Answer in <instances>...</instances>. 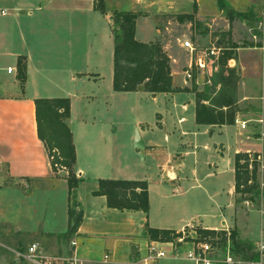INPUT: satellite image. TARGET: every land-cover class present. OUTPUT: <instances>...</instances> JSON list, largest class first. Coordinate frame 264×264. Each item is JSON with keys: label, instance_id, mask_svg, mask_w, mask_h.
<instances>
[{"label": "crops", "instance_id": "1", "mask_svg": "<svg viewBox=\"0 0 264 264\" xmlns=\"http://www.w3.org/2000/svg\"><path fill=\"white\" fill-rule=\"evenodd\" d=\"M109 1L102 0L101 12L94 9L92 0H0V162L6 178L0 188V238L10 242L41 236L55 241L66 233V182L50 171L36 137L33 106L34 99L66 98L74 150L72 171L77 180L73 200L81 221L63 241L70 256L83 264H132L149 242L142 235L144 227L175 232L187 225L204 230L229 228L230 214L236 213L234 156L257 155L264 174V47L237 49L236 62H231L243 93L235 101L234 124L196 125L191 92L112 91L111 11L133 9H111ZM112 2L120 4L121 0ZM238 2L264 16V0ZM146 36L148 31L140 33L135 22L134 39L148 43ZM243 51H257L260 58L244 62ZM18 58L25 64L23 85L15 77ZM173 74L179 73L170 72L171 87L184 89L173 85ZM92 85L97 94L87 92ZM117 96L153 106L149 121L141 118L136 105L135 135L131 138V133L123 145L115 142L112 121V101ZM97 98L103 104L101 113L96 109L91 118L79 114L83 105ZM160 99L161 107L152 103ZM244 101L256 109H238ZM249 113L254 117L241 118ZM236 119L246 122V127L241 129ZM155 133H161L162 144L148 141ZM147 138L146 145L137 146ZM119 147L125 151L117 152ZM98 180L144 181L146 215L107 208L103 196L91 195ZM263 188L264 182L261 196L247 202L252 208L246 211L243 230L255 246L264 245ZM255 212L260 215L257 241L250 226V214ZM156 264L193 263L166 258Z\"/></svg>", "mask_w": 264, "mask_h": 264}, {"label": "trees", "instance_id": "2", "mask_svg": "<svg viewBox=\"0 0 264 264\" xmlns=\"http://www.w3.org/2000/svg\"><path fill=\"white\" fill-rule=\"evenodd\" d=\"M92 3L94 9L104 12L102 0H92ZM217 3L221 10H225V17L230 28L236 19L249 21L256 18L251 10L238 11L227 8L224 0H217ZM137 16V12L130 10L111 11L110 18L113 22L112 91L135 92L142 90L150 94L191 92L194 94V123L196 125H233L237 110L230 91H235L233 81L236 83L238 76L235 69L227 68L226 63L227 60H232L234 55L228 54L224 63L221 64L222 75L219 80L224 91L216 98L208 99L206 97L207 89L199 93L187 89H174L171 87L168 58L161 47L154 43H141L134 39ZM183 19L190 21L192 16L186 14L179 16V21ZM263 47L264 45L261 43H246L241 48ZM230 48L235 51L240 47L232 44ZM15 77L18 83L23 85L25 80L23 58H18L16 61ZM218 83H212L211 89ZM203 103H207V105ZM33 106L36 137L46 153L50 171L52 175L63 178L67 186V230L64 235L60 236L64 240L76 231L81 221V212L74 210L76 203L73 200V189L77 180L72 171L74 150L67 126L69 101L66 98L34 99ZM56 167L64 169L66 174H57ZM259 167L257 155L236 154L234 156L235 205L253 202L261 196L258 182ZM91 195L103 196L106 207L110 209L139 211L144 215L148 210L146 183L144 181L98 180L97 189ZM195 231L200 239L203 238L212 245L221 247L226 243V234L223 231L216 232L197 227ZM142 235L149 241L155 242H169L177 236L176 232L172 230H158L148 227L143 228ZM228 239L231 251L235 255H239L243 261L256 260L257 254L253 252L252 243L237 239L236 230L230 231Z\"/></svg>", "mask_w": 264, "mask_h": 264}, {"label": "rangeland", "instance_id": "3", "mask_svg": "<svg viewBox=\"0 0 264 264\" xmlns=\"http://www.w3.org/2000/svg\"><path fill=\"white\" fill-rule=\"evenodd\" d=\"M112 1L114 0L107 3L108 8H130L133 9L134 12H137L138 16L135 22L137 23V28L140 33L148 31V36L145 37L146 40L149 41L148 43L159 45L168 58L169 71L172 73H179L173 74V85H181V88L197 93L207 89L206 97H208V99H214L224 91L219 77L222 75L221 64L224 63L228 54L234 56L232 60H227V68L235 69V66H233L231 62H236L238 55L237 50H231L230 47L232 44L240 47L238 49H241L246 43H261L264 45V16L256 15L251 6L240 4L238 2L239 0L224 1L227 8H232L234 10L243 9L244 11L251 10L254 12L256 18L249 21L236 19L233 21L231 28L225 17V10L219 8L217 0H121L120 4H114ZM183 14L191 15L192 19L190 21H186V19L179 21V16ZM184 41L190 43L194 49L193 52L189 53L186 49L182 48L181 44ZM209 49H214L216 52V56L205 54L207 56L206 64L207 62H211V64H207L208 69L211 70L210 73L199 70L192 65L196 57L202 56V53H208ZM240 55L244 62L249 63L256 61V59L259 60L260 58L257 51H243ZM189 64L192 65L190 70L191 78L181 84V75L183 76L181 72L187 70ZM238 80L239 77H237V81ZM237 81L236 83L233 81V84H235V91H230V93L235 101H240V97L243 93L239 91ZM214 82L219 83L215 84V87L211 89L212 83ZM87 92L89 94H94L96 92L97 94V88L93 85L88 86ZM118 97L120 96L113 98L112 101V121L116 128L115 142L118 145H123V142L125 144L126 139L131 133V138L135 135V133H133L134 125L132 123V118L136 115L137 108L141 118L149 119L150 121L153 106H151L152 104L150 102H141V100L137 98L122 99ZM152 103L161 107L159 104L161 103V99L160 102L158 100V102L155 101ZM203 104L207 105V103ZM252 107L255 108L250 102L244 101L240 102L237 108L246 112ZM96 109L100 113L104 110L103 104L98 98L93 99L87 106L83 105L81 111L79 109H77V111L79 110V114H82L83 117L86 116L87 118H91L94 116ZM252 117H254V115L251 113L241 115L242 119ZM106 118L107 117H105V119ZM147 140L148 138L142 140L137 146L144 143L146 145ZM148 141L158 145L162 144L161 133L153 134V137H149ZM125 148H127L126 145ZM122 151H125V149L119 147V150H117V152ZM155 158L161 159L159 156ZM258 182L261 190V184L264 182V174L261 173L260 167L258 169ZM151 188L153 191L157 189L154 185L151 186ZM236 197L239 198V196ZM251 208V203H239L236 205V213L233 212L230 214L231 223L229 231L233 229L236 230L237 239L241 241H249L245 238L243 230L245 229L246 211ZM259 217L260 215L257 212L250 214V226L252 228L254 241L259 239ZM174 240L175 239L171 241ZM5 241L6 240L0 238V264H65V260L70 256L68 245H65L66 242L63 240L53 241L46 237L37 236L14 238L12 241L9 240L10 242ZM31 243H36L38 246L35 258L27 259L17 258L15 256V252L21 254L25 253L27 246ZM252 245L254 248L253 252H255L256 246L254 243H252ZM218 247L220 249L219 253H223L224 250H222L220 246ZM229 248L231 251L230 244ZM231 253L234 254L232 251ZM236 256L241 259L239 255Z\"/></svg>", "mask_w": 264, "mask_h": 264}, {"label": "built area", "instance_id": "4", "mask_svg": "<svg viewBox=\"0 0 264 264\" xmlns=\"http://www.w3.org/2000/svg\"><path fill=\"white\" fill-rule=\"evenodd\" d=\"M0 14H3V11L0 10ZM182 48L186 49L189 53L193 52V48L188 41H184L181 44ZM216 56V52L214 49H209L208 53H202V56L196 57L193 61L192 65L199 69L204 70L205 72L210 73V69H208L207 64H211V62H207L206 64V55ZM191 64L187 66V70L183 72V83L187 80H190L191 74L190 70L192 67ZM10 72L9 69L6 71ZM236 124H239L241 129L246 127V122L239 121L236 119ZM57 174H66L64 169L56 167ZM78 176V175H77ZM76 177V174H75ZM6 183V178L4 176V168L0 162V188L4 186ZM77 211V208H74ZM194 226L187 225L186 227L176 231V238L174 241L169 242H155L149 241L145 244L144 251L141 255L138 256L137 260H135L132 264H156L158 261L173 258V259H184L193 264H263L264 260V245L257 244L255 253L257 254V258L254 261H243L236 255L232 254L229 248V228L222 227L221 230H214L216 232L223 231L226 235V243L224 246L220 248L224 250L223 253H219L220 249L217 245H212L209 242H206L203 238L200 239L196 234ZM74 243L71 242L70 246H73ZM37 244L31 243L27 246L25 253L21 254L19 252H15V256L17 258H27L33 259L35 258V253L37 251ZM104 259L106 257L104 256ZM65 264H83L81 261L75 259L73 256H69L67 260H65Z\"/></svg>", "mask_w": 264, "mask_h": 264}]
</instances>
